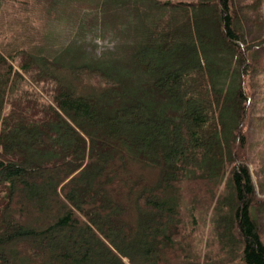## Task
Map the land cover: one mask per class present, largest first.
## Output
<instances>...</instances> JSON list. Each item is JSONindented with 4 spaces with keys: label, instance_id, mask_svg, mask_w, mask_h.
Instances as JSON below:
<instances>
[{
    "label": "trees",
    "instance_id": "trees-1",
    "mask_svg": "<svg viewBox=\"0 0 264 264\" xmlns=\"http://www.w3.org/2000/svg\"><path fill=\"white\" fill-rule=\"evenodd\" d=\"M103 1L116 9L143 4ZM147 1L181 18L166 19L163 29L151 25L128 60H89L80 45L58 52L51 30L28 52L17 45L9 56L0 48V264H264L247 149V127L264 119L257 115L264 104L253 101L264 89V67L253 60L264 58V32L245 31V23L264 27V13L247 3L240 14L236 0L176 1L168 9ZM218 35L237 57L233 102L216 83L214 60L205 65L200 53ZM137 68L156 73L152 86L177 105L166 116L138 100L117 103ZM28 75L51 86L49 101L31 89ZM122 150L163 174L155 185L130 186L132 220L131 204L110 188L113 154L123 160ZM198 215L209 217L224 261L211 252L192 257L187 229Z\"/></svg>",
    "mask_w": 264,
    "mask_h": 264
},
{
    "label": "rangeland",
    "instance_id": "rangeland-1",
    "mask_svg": "<svg viewBox=\"0 0 264 264\" xmlns=\"http://www.w3.org/2000/svg\"><path fill=\"white\" fill-rule=\"evenodd\" d=\"M159 1L165 8L171 2L189 3L197 0ZM247 3H252V6L257 5L260 13H264V0H236L240 14L244 13V6ZM143 12L146 14L145 16H142ZM169 13L153 6L147 0H143V4L138 2L136 6L129 4L117 9L115 5L106 4L103 0L98 3L92 0L83 8L77 6V0H0V48L2 47L1 49L9 56H15V49L17 48L13 50V47H17V45L21 47L25 45L23 48L28 49V52L30 48L37 47V37H40L41 34L45 35L51 30L57 38L56 44L53 43L51 49L55 50L58 47V52L72 54L76 45H80L84 56L91 58L89 60H109L113 54L127 59L128 54L130 57L132 53L142 47L152 26L159 25L160 29H163L166 19L169 20L173 17L175 21H179L181 18L174 13V10H172L171 15H168ZM143 18L145 19L143 20ZM249 24L252 26V23ZM249 24L245 23L246 32H264V27H255L254 30ZM218 36L204 45V48L201 47L200 53L205 65L211 64L210 60H214L215 66L220 72L215 75L216 83L225 89H229L227 94L233 102L239 83L237 57L236 53L226 46L221 36ZM48 43L50 44V42ZM71 48L72 52H70ZM48 49L50 50L49 47ZM24 58L27 57L24 56ZM14 60V65L17 68L22 62V56H16ZM253 60L259 63L260 67H264L263 57L257 55ZM131 74L130 77H126L127 84H124L122 88L120 87L121 97L115 98L121 107L125 106L128 101L138 100L144 102L151 112L159 108L163 116L170 112L172 104L177 107L174 101L160 94L152 86L158 78L156 73L143 72L137 68ZM26 79L31 84V89L35 88L36 91H39L44 100L49 101L51 99L50 95L47 94L51 87L49 84L41 81L36 85L37 82L31 81L29 75L26 76ZM252 83L254 84L255 81L252 80ZM259 83L263 85L260 81ZM253 101L256 105L263 106L264 89L259 88V94L253 97ZM116 108L117 106L111 107L113 112ZM172 115H175V111L172 112ZM257 115H259L258 117L264 115V110ZM247 131L250 142V146L247 148L250 152L249 165L256 187V196L260 200L259 206L254 208V216L264 238V119L251 121ZM111 143L116 146L119 145L116 141ZM120 155H124L123 160L113 154V158L117 162L110 166V171H113L110 188L114 189L113 196L117 201L131 204L129 219L132 220L135 217L134 204L132 199L127 197L130 186L135 180L139 181L138 190L143 185H155L163 177V174L161 169L153 165L150 160H141L138 157L131 158L128 156L129 152L123 150ZM209 184L212 185L214 182L211 181ZM209 195L211 196V190ZM200 198L199 202H205L204 196ZM196 206L199 207L200 205L196 204ZM208 218L205 215H198L195 223L187 225L188 239L186 245L190 246L192 257L204 256L211 252L217 258L220 254L221 260L224 261L225 255H222L218 245L212 241L213 236H210L211 227ZM215 224L212 226L214 232L220 226L219 223ZM230 264L237 263L233 261Z\"/></svg>",
    "mask_w": 264,
    "mask_h": 264
}]
</instances>
